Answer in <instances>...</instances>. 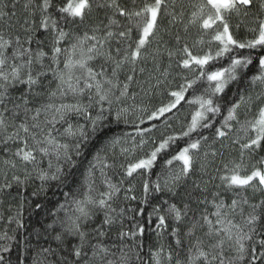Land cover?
<instances>
[{"label":"snow or ice","instance_id":"1","mask_svg":"<svg viewBox=\"0 0 264 264\" xmlns=\"http://www.w3.org/2000/svg\"><path fill=\"white\" fill-rule=\"evenodd\" d=\"M14 8L15 4L10 9L0 0V20L15 17ZM23 8L27 13L20 24L24 38L12 32V24H8L7 33L0 31V136L4 144L16 145L12 153L15 159L4 164L15 169L19 163L26 169L29 164H38V153L55 156V172L49 176L41 170L40 179L59 180L64 174L59 162L69 170L74 168V156L82 154V142L88 139L82 125L74 127L69 122L73 114L86 115L95 132L114 112L115 120L131 122L139 137L138 142L133 138L131 147L121 148L124 161L119 167L124 178L119 183H113L105 171L114 167L106 162L107 154L101 157L97 153L96 163L85 176V190L66 201L69 207L63 218L48 225L55 232L58 248L68 237L79 240L71 246V259L63 257L59 264H81L87 256L86 245L92 256L85 264H129L123 251L117 259H109L114 253L107 246L99 240L90 241L106 236L105 226L111 229L123 216L124 209L118 212L113 205L125 180L150 173L161 154L168 157L164 160L166 172L155 181L143 180L142 202H147L152 192L167 191L176 196L181 181L193 174L198 162L203 173L209 155L213 161L218 155L221 159L215 174L203 182V191L208 192L210 184L216 190L210 200L205 197L200 201L205 207L198 215L189 217L187 203L183 209L168 201L164 202L166 209L153 208L157 228L162 230L158 235L168 230L171 220L174 226L169 235L175 243V248L161 244L152 252L153 264H251L258 251L255 245L264 248V238L254 241L257 226L264 229V198L250 202L243 195L249 189L264 193V0H259L258 8L256 0H25ZM246 19L250 20L245 24L246 34L238 36ZM41 30L46 34L47 50L44 41H36L34 50V35ZM193 33L195 38L189 43ZM257 50L254 58L251 53ZM224 58L227 65L217 67ZM254 62L258 74L251 77V84H258L260 91L237 93V99L222 106V94ZM174 66L178 70L175 74ZM49 74V85L54 81L55 88L44 87L43 80ZM133 85L139 93L130 92ZM21 86L24 91L13 99L12 92ZM156 94L166 96V102L151 107L144 104V97ZM137 96L141 97L139 104ZM129 100L131 104L121 106ZM183 105L188 106L187 115L175 128L168 114L175 116ZM93 108L97 109L94 117L90 113ZM130 115L134 116L131 121ZM161 118L165 131L158 138L150 135L154 129L159 131L156 123L141 127ZM65 124L61 132L57 125ZM208 129L213 130L212 144L228 140L236 155L225 158L223 152L203 151L201 158L204 147H210L209 136L202 131ZM60 136L71 137L75 143L61 142ZM180 141L183 146H179ZM118 144L119 138L110 142L112 149ZM149 144L150 150L136 157L137 150L143 151ZM97 163L101 165L99 184L94 176ZM48 167H53L51 159ZM29 178L25 171L23 179L14 174L12 181L20 185ZM11 187L5 175L0 190ZM132 190L131 186L127 189ZM222 193L232 194L230 202ZM66 204L59 208L65 209ZM100 213L103 219L89 232L90 222ZM137 232L143 235L144 228L118 231L117 235L123 239L135 237ZM0 239L13 237L5 233ZM9 250L8 246L0 247V252ZM43 251L56 255L52 248ZM260 256L264 258V251ZM4 259L0 255V264Z\"/></svg>","mask_w":264,"mask_h":264},{"label":"trees","instance_id":"2","mask_svg":"<svg viewBox=\"0 0 264 264\" xmlns=\"http://www.w3.org/2000/svg\"><path fill=\"white\" fill-rule=\"evenodd\" d=\"M3 3H7L10 9L12 8V5L15 4L14 11L16 12V16L8 21L0 20V31L7 33L8 24H12L14 25L12 32H19L23 39L24 35L20 28V24H22L27 17V13L23 8L25 0H3ZM258 3L259 0H256V8H258ZM256 8H254L253 11H256ZM99 16L102 18L103 12H100ZM235 23L236 21L234 20L233 24ZM245 24H250V20L246 19L241 23L240 29L237 32L238 36H244L246 34ZM80 30L82 31L83 28ZM45 35L46 34L43 30L35 33L34 42L32 44L34 50L37 48L36 41H44L43 47L47 50ZM181 35H183L182 32ZM192 36L189 37V42L192 41ZM258 51L259 50L251 53L254 58ZM245 54H248L247 50H245ZM45 63H48V61L45 60ZM227 63V58H224L217 64V67L226 66ZM175 71L178 70L175 69L174 66V74ZM256 74H258V68L254 62L253 65H250L248 69L244 70L243 75L238 81L232 82L225 90V93L222 94V99L219 101L221 105H226L229 101L237 99V93H254L260 91V86L258 84H251V77ZM51 79V74H49L48 77L43 80L45 88L49 86L55 88L54 81L49 85ZM136 89H138V87L133 85L130 92L135 93ZM43 90L44 89L42 88L41 91ZM22 91H24L23 86L14 90L12 92L13 99L19 97ZM161 98L162 97L152 103H148L147 105L151 107L153 104L161 100ZM143 99L145 102V97ZM138 100L141 101L140 96H138ZM130 101L131 100L127 101L126 104L121 106H127ZM16 102L19 101L17 100ZM33 103H36V98H33ZM9 107H11V104H9ZM96 112V108L91 109V116L94 117ZM187 112V107L183 105V107L180 108L179 113L175 116L168 114L171 117L170 122L175 128H179L180 122H183V118L187 115ZM114 117L115 113L113 112V114L109 116L95 132H93L91 120L86 115L73 114L71 116L69 122L74 127L82 125L87 133L88 139L82 142V154L80 156H74V160L76 161L74 168L69 170L68 166L64 164L63 161L59 162L64 169V174L61 175L59 180L47 179L42 181L40 179L41 170L48 173L49 176L55 172V166L58 163L55 156L42 157L41 154L38 153V164L36 166L29 164L26 169L19 163L15 169L5 165V160L15 159V157L12 156V153L15 151L16 145L12 142L4 144L2 136H0V185L5 183V175L7 176V181L12 183L11 188L0 190V236L7 233L8 237H13V239H0V247L8 246L10 249L6 253L0 252V255H3L5 258L3 264H59L63 257H67L69 260L71 259L69 252L71 246L79 243L78 238L68 237L67 243L62 245L61 248H58V242L53 238L55 232L52 231V229H49L48 225L53 224L58 218H63L67 207H69V205L66 204V201L71 200L73 195H79L85 190V176L87 175V170L90 165L96 163L94 157L97 153H99L101 157L106 153V162L114 165V167L105 169L113 183H119V181L124 178L122 175V169L119 167L120 163L124 161V156L120 154L118 145L115 149H112L110 142L115 138H122V136L128 134L135 126L131 122L126 124L123 120L117 122ZM163 119L164 118H161V121L146 122L144 125H141V127H150L152 123H156L159 131L154 129L150 135L158 138L160 134L165 131ZM129 120L131 121L132 118L129 117ZM57 127L63 132L67 125H57ZM168 131H171V129H168ZM202 131L203 135L209 136L210 147L206 145L201 154L203 151L209 152L210 150L211 152H223L225 158L236 155V152L230 147V141L224 140L223 142L218 141L215 144H212L213 130L208 129ZM58 139H60L61 142H67L69 144L75 143V140L71 137L60 136ZM183 143V141H180L179 146H183ZM150 147L151 144L146 145L143 151L140 150L139 154L143 155L144 152L150 150ZM174 150L175 146L171 151ZM166 158L168 157L165 154H161L150 173L146 172L142 176L134 175L133 178H127L125 180L121 192L118 194L113 205L117 208L118 212L120 209H124L123 216L119 217L117 223L112 226L111 229H108L107 226H105L107 231L106 236L90 241V243H96L97 240H99V242L107 246L110 249V252L114 253V255L109 256V259H117L123 251V253L127 254L129 264H153L151 253L161 244L165 246L171 244L173 248H175L174 239L169 235L171 227L174 226L173 222L169 220L168 230L163 231L162 234L158 235L162 230L157 228L158 218L153 214V208L161 207L162 209H166L167 204L164 202L168 201V203H175L179 208L183 209L184 204L187 203L190 209L188 215L191 217L193 214L198 215L199 212L204 209L205 205L200 203L201 200L205 197H208L209 200L211 199V193L216 189L210 184L208 185V192L203 191V182L209 180L210 176L215 174L214 168L219 165L221 159L219 155L214 161L212 160L210 165L211 169L206 176H204V172L202 173L199 171V165H196L193 174L181 181L180 186L176 189V196H172L167 191L152 192L147 197V202H142L144 199L142 189L143 180L148 178L151 181H155L158 175L165 174L166 169L164 160ZM208 158H212L211 155H209ZM50 159L53 164L51 169L48 167ZM100 167L101 165L97 163V168L94 172L97 184H99L101 179ZM25 171L30 173V178L26 183L18 185L12 181L14 174L19 175L21 179H23ZM197 184L200 185L199 188L196 187ZM130 186L133 189L131 192L127 191ZM66 193L68 194L67 197L65 195ZM223 195H225L228 202H230L232 194L227 193ZM243 195L247 196L250 202H259L264 198V193L253 191L251 189L247 190ZM125 196H135L136 199H125ZM61 204H66V208L60 209L59 206ZM160 214L163 215L164 212L161 211ZM102 219L103 213H100L95 218L94 222H90L87 230L91 232L92 227L99 224ZM187 220L188 217L185 218V223H187ZM17 221L23 226L21 227ZM139 226L144 228L143 235H140L137 232L135 237H125L123 239H120L117 235L118 231H136ZM257 227L258 234L254 237V241L264 238V235H261V233H264V229H261L259 225ZM56 230L59 231L58 225H56ZM255 246L258 248V251L254 253L256 258L251 261V264H264V258L260 256V252L264 251V248H259L258 244ZM48 248L56 250V255H51L43 251ZM85 251L87 252V256L82 258L81 264H85V261H89L92 256L91 249L87 245L85 246ZM249 259L251 260V257H249Z\"/></svg>","mask_w":264,"mask_h":264},{"label":"rangeland","instance_id":"3","mask_svg":"<svg viewBox=\"0 0 264 264\" xmlns=\"http://www.w3.org/2000/svg\"><path fill=\"white\" fill-rule=\"evenodd\" d=\"M193 39L195 38V33H193ZM192 39V40H193ZM192 42V41H191ZM191 42H189V43H191ZM166 62H167V60L165 59V61H164V66H167L166 65ZM148 68L150 69L151 68V64L149 63L148 64ZM140 92V89L138 88V89H136V91H135V93H139ZM160 97H162L161 98V100H159L157 103H161V101L163 100V101H165L166 102V100H167V97L166 96H163V95H159V94H156V95H153L150 99L149 98H147V97H145V102H144V104H148V103H152V102H154L155 100H157V99H159ZM140 99V98H139ZM132 103V101H130L128 104H131ZM136 103H140V101L138 100V96H137V100H136ZM157 103H155V104H153V105H156ZM159 104H157V105H159ZM185 107H187V109H188V106L187 105H184ZM130 118H132V119H134V116H129ZM138 122V121H137ZM148 136L146 135V138H147ZM133 138H135V140L138 142L139 141V137L136 135V128L135 127H133L132 129H131V131L128 133V134H126V135H124V136H122V138H120L119 140H120V144H118V150L121 152V148H129V147H131V145H132V141H133ZM139 152H140V150H137V152H136V157H140V156H142V154L140 155L139 154ZM209 153H211V151L209 150ZM201 158H203V153L201 154ZM212 158H208V161H207V163H208V167H207V169H206V172H204L205 174H204V176H206V175H208V171H210V165H211V163H212ZM197 165H199V162L197 163ZM200 171V170H199Z\"/></svg>","mask_w":264,"mask_h":264}]
</instances>
